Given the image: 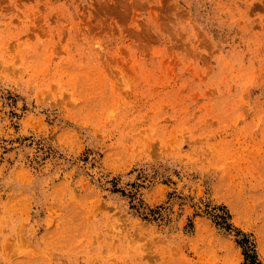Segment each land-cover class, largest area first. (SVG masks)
I'll return each mask as SVG.
<instances>
[{
    "label": "rangeland",
    "instance_id": "obj_1",
    "mask_svg": "<svg viewBox=\"0 0 264 264\" xmlns=\"http://www.w3.org/2000/svg\"><path fill=\"white\" fill-rule=\"evenodd\" d=\"M235 229L264 264V0H0V264H247Z\"/></svg>",
    "mask_w": 264,
    "mask_h": 264
},
{
    "label": "trees",
    "instance_id": "obj_2",
    "mask_svg": "<svg viewBox=\"0 0 264 264\" xmlns=\"http://www.w3.org/2000/svg\"><path fill=\"white\" fill-rule=\"evenodd\" d=\"M221 209L224 210V207L221 206ZM224 212L226 214V210H224ZM218 216H220V218L224 224V227L230 228V226H231L230 223L225 220L226 216H224V215H218ZM235 230L238 234H241L240 240L238 242L247 243L250 246L246 251L245 250L243 251L245 258L249 259V262L247 264H260L257 257H256V254H255V251L253 248V244L250 241V239H248L247 235L245 233H243L242 231H240L239 229H235Z\"/></svg>",
    "mask_w": 264,
    "mask_h": 264
}]
</instances>
